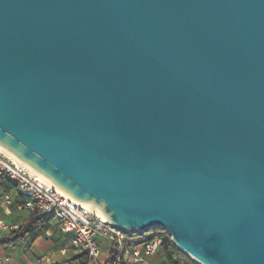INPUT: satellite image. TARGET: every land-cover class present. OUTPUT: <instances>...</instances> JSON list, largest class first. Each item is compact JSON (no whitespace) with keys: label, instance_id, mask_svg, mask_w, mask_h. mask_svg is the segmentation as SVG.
Listing matches in <instances>:
<instances>
[{"label":"water","instance_id":"water-1","mask_svg":"<svg viewBox=\"0 0 264 264\" xmlns=\"http://www.w3.org/2000/svg\"><path fill=\"white\" fill-rule=\"evenodd\" d=\"M0 148L116 229L264 264V0H0Z\"/></svg>","mask_w":264,"mask_h":264},{"label":"built area","instance_id":"built-area-1","mask_svg":"<svg viewBox=\"0 0 264 264\" xmlns=\"http://www.w3.org/2000/svg\"><path fill=\"white\" fill-rule=\"evenodd\" d=\"M3 178L14 182L21 200L19 208L50 216L57 229L69 238L68 247L61 251L85 253L87 264H152L150 257L162 250L163 240L160 236L153 235L139 243L130 242L125 231L116 229L108 220L81 206L79 201L68 198L37 174L16 166L0 154V183ZM0 204H10V197H2ZM19 226L0 216V234L17 230ZM100 241L110 245V252L104 263L99 261L102 251Z\"/></svg>","mask_w":264,"mask_h":264},{"label":"crops","instance_id":"crops-1","mask_svg":"<svg viewBox=\"0 0 264 264\" xmlns=\"http://www.w3.org/2000/svg\"><path fill=\"white\" fill-rule=\"evenodd\" d=\"M4 196L10 197V204H0V216L11 224L21 223L28 217L29 211L19 208V199L15 186H9L6 180L0 183V199ZM7 234V233H6ZM0 234V236L6 235ZM69 238L64 236L50 220L49 227L44 233L32 239L29 237L21 243H11L0 247V264H79V261H70L71 256L76 255L72 250L63 253L61 250L68 246ZM100 263H104L110 252V245L101 243ZM152 264H169L162 250L150 257Z\"/></svg>","mask_w":264,"mask_h":264},{"label":"trees","instance_id":"trees-1","mask_svg":"<svg viewBox=\"0 0 264 264\" xmlns=\"http://www.w3.org/2000/svg\"><path fill=\"white\" fill-rule=\"evenodd\" d=\"M2 180H6L10 187L15 186L14 182H12L11 180L5 178H3ZM51 219L52 218L50 216L39 215L36 212H30L28 217L21 223L17 230H13L6 235L0 236V247L8 246L11 243L24 242L29 239V237H31L32 239H36L37 237L41 236L49 227ZM125 233L128 234V232ZM153 235H158L162 238V251L169 264H194L193 260H191L190 258H187L186 256L182 257L179 255V250L172 244L169 235L163 229L158 228ZM128 237V240L130 242L139 243L149 239L151 236L136 232L135 236L133 235ZM70 261H79V264H87V257L85 253H77L76 255L71 256Z\"/></svg>","mask_w":264,"mask_h":264},{"label":"bare ground","instance_id":"bare-ground-1","mask_svg":"<svg viewBox=\"0 0 264 264\" xmlns=\"http://www.w3.org/2000/svg\"><path fill=\"white\" fill-rule=\"evenodd\" d=\"M0 154H2L3 156H5L7 159H9L11 162H13V164H15L18 167L21 168H26L29 171H31L32 173L37 174L43 181H45L47 184H49L53 189L61 191L62 193H64V195H66L68 198H72L69 194H67L66 192H64L63 190H61L59 187H57L53 182H51L47 177H45L44 175L40 174L37 171L32 170V168H27L22 162H20L19 160L15 159L14 157H12L9 153H7L6 151L2 150L0 148ZM79 204L93 212H95L100 218L107 220L105 217V214L102 212L100 207H95L93 206L91 203H87V202H79Z\"/></svg>","mask_w":264,"mask_h":264},{"label":"rangeland","instance_id":"rangeland-1","mask_svg":"<svg viewBox=\"0 0 264 264\" xmlns=\"http://www.w3.org/2000/svg\"><path fill=\"white\" fill-rule=\"evenodd\" d=\"M52 225H54V220L52 219ZM158 228H156V229H152V230H148V231H143V232H140V233H144V234H146L147 236H152L154 233H155V231L157 230ZM128 232V234H127V237L128 236H135L136 235V232L138 233V231H127ZM129 238V237H128ZM100 243V245H101V241L99 242ZM179 255L180 256H186L183 252H181V251H179ZM187 258H189L188 256H186ZM192 260V259H191ZM194 262V261H193ZM194 264H198V263H196V262H194Z\"/></svg>","mask_w":264,"mask_h":264}]
</instances>
